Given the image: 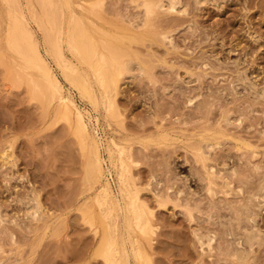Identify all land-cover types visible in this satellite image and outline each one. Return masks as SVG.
Returning <instances> with one entry per match:
<instances>
[{
    "label": "rangeland",
    "instance_id": "1",
    "mask_svg": "<svg viewBox=\"0 0 264 264\" xmlns=\"http://www.w3.org/2000/svg\"><path fill=\"white\" fill-rule=\"evenodd\" d=\"M47 1L21 0L41 20L38 2L56 5ZM69 1L118 61L113 107L82 99L65 79L75 60L64 51L57 68L45 30L0 0V264H121L104 182L144 217L140 229L129 216V264H264V0ZM21 27L59 94L18 68L9 41ZM112 142L124 148L115 171Z\"/></svg>",
    "mask_w": 264,
    "mask_h": 264
},
{
    "label": "bare ground",
    "instance_id": "2",
    "mask_svg": "<svg viewBox=\"0 0 264 264\" xmlns=\"http://www.w3.org/2000/svg\"><path fill=\"white\" fill-rule=\"evenodd\" d=\"M4 1L10 3L11 5H14L13 7H15L17 13L19 14L20 18L24 21L25 25L26 22L32 20V22L37 24L40 29L45 30L44 37L42 39V44L43 46L46 47L44 54L47 57H49V59L52 60V62L55 64L57 68L61 70L62 69L64 70L66 68L65 63L63 61L64 51L67 52L70 57L68 55L66 56H68L70 59L72 58L75 60L77 69L74 72L73 71L69 72V76L68 77L65 76V79L69 81V83L78 92L77 94H79V96L82 99L88 100L90 105L95 107H98V105H102L103 107H105L106 111L109 112V110L112 109L113 107L112 102L109 100V94L110 91H112V87L115 88L117 83V76H115L114 73L117 70L116 68L118 65V61L115 59L113 52H109L107 55H104L102 50L105 46L103 45L102 47L101 46L98 47L99 45L95 44L96 42L93 40V37L82 28L83 22L81 23L82 21L81 18L75 13L76 10L74 11L73 8L74 2L72 1L73 5L72 3H70L69 0H54L56 1V5L50 3L39 4L38 2V5H40L39 11L41 10L40 13H42L41 15L44 16L43 20L45 21V23L48 24L47 26H50V29H46L45 28L46 24L45 25L44 23L42 24L43 20H41L40 15L37 16L38 14L36 15L33 13L31 15L33 19H31L28 16V14L25 11L26 10L25 8H27V6H24L25 4L23 5L21 0H4ZM27 1L29 2L30 0H26V2ZM80 2L82 4H90V6H92L93 8V4L91 3L90 0H81ZM167 3L170 5L165 6L166 3L164 4L161 3L157 7L155 5V7L156 8L160 7L158 10L164 8V11L167 10L169 12L170 10H176V8L179 6L178 2L174 4H172L173 2L172 3L167 2ZM175 6L177 7L175 8ZM77 7H80V9L82 8V10L84 9V7H82L81 5L79 6V4L77 5ZM146 7L148 14L146 15V17L149 15H153L155 13L152 4H147ZM151 17L153 16H149L148 19ZM87 22L89 21L87 20ZM88 24H90V22ZM98 43L101 44L100 42ZM9 47L11 48L10 50L12 51V53L14 52V54L18 55L19 57V59L17 58L19 60L18 68H20L23 71H27L30 77L36 78L39 81H41L42 82L41 86L46 87L45 88L46 90L50 89L52 91V96L59 94L60 92L59 80L55 77L54 73H52V71L49 69L48 65L46 64L45 59L41 56L37 41L24 27H21V29L19 30L17 29L16 32L12 35L9 41ZM94 84H96L99 87V91L97 90L98 92L95 90L97 88L94 89L93 86ZM70 101L72 102V98ZM76 119H77L78 127H80L81 129H86L84 124L85 121L83 122L82 117L79 114L76 115ZM114 142L110 143V145L105 150L108 158L107 161L109 162V166L113 171H115V169L117 168V166H119V164L123 165V163L117 157L118 156L117 150L122 152L124 149L123 147H121L120 145ZM206 147L208 148V145ZM91 156L93 157L90 162L91 169H98L99 172H101L102 174V171H100L102 168V167L100 168L102 162L98 157L97 151L95 149L91 151ZM119 183H120V179H119ZM101 191H102V202L99 203L107 208L105 215H108V218H110L112 214H115L117 218L115 231H114L115 240L111 244L114 245L116 248H118V253H119L118 257L120 263L129 264L131 253H129V250H127L126 246L127 245L133 246L132 244L134 240L132 239L130 233L133 231L129 232L131 225L129 216L131 215L132 217L131 219L135 223L136 227L140 229H142L143 227L144 229V217L142 211L139 210L136 207L135 202L130 199H128V203H124L126 194L121 189L120 185L118 186L117 194H120L121 199H117L118 196L117 197L115 196V193H113L112 188L108 182L106 183L104 182ZM37 213H38L37 206L32 205V207L27 209V214H29L30 216L32 215V217H35ZM244 236H247V234H245ZM248 238L251 239L252 236L251 237L248 236ZM244 240H247V238H245ZM130 252H133V250H131ZM134 256L132 258H134ZM135 259H139V256L137 255Z\"/></svg>",
    "mask_w": 264,
    "mask_h": 264
}]
</instances>
